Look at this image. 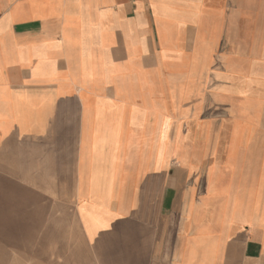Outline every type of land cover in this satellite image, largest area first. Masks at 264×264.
<instances>
[{"label":"crops","instance_id":"obj_1","mask_svg":"<svg viewBox=\"0 0 264 264\" xmlns=\"http://www.w3.org/2000/svg\"><path fill=\"white\" fill-rule=\"evenodd\" d=\"M0 264H264V0H0Z\"/></svg>","mask_w":264,"mask_h":264},{"label":"rangeland","instance_id":"obj_2","mask_svg":"<svg viewBox=\"0 0 264 264\" xmlns=\"http://www.w3.org/2000/svg\"><path fill=\"white\" fill-rule=\"evenodd\" d=\"M255 0H247L248 3H252L254 2Z\"/></svg>","mask_w":264,"mask_h":264}]
</instances>
